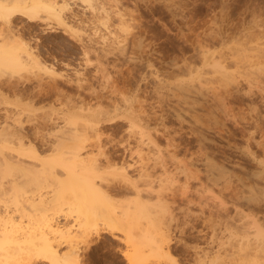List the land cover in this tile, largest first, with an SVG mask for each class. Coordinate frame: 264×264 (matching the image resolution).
Masks as SVG:
<instances>
[{"label": "rangeland", "instance_id": "obj_1", "mask_svg": "<svg viewBox=\"0 0 264 264\" xmlns=\"http://www.w3.org/2000/svg\"><path fill=\"white\" fill-rule=\"evenodd\" d=\"M66 1V24L43 15L0 20L1 45L17 36L42 65H54L53 72L0 69V125L6 113L23 111L22 134L39 161L61 136L56 130L83 131L81 154L99 149L97 164L110 184L125 187L117 175L124 166L141 189V205L128 188L115 198L121 210L132 211L128 227L137 241L131 245L122 230L105 231L97 221L86 242L72 240L81 252L77 264H128L135 245L145 264H204L202 256L217 255L213 264H235L237 256L225 258L235 248L231 233L258 227V233L248 229L250 247L242 242L248 251L264 237V0H93V9ZM53 187L41 189L46 200ZM38 208L22 209L17 193L0 194V224L11 217L16 230L34 229ZM75 208L62 203L48 213L72 227ZM142 230L150 240L165 235V253L148 254V245L139 243ZM61 240L56 250L65 254L69 244ZM9 253L0 248V264H50L32 250Z\"/></svg>", "mask_w": 264, "mask_h": 264}, {"label": "bare ground", "instance_id": "obj_2", "mask_svg": "<svg viewBox=\"0 0 264 264\" xmlns=\"http://www.w3.org/2000/svg\"><path fill=\"white\" fill-rule=\"evenodd\" d=\"M80 1L85 3L88 6V8L93 9L91 5V2L93 0H80ZM68 10H70V8L66 0H0V20L6 19V22L9 21V19H11L10 17H13V16H16V17L26 16L28 19L31 20L32 18L43 15L45 19L51 18L58 23L66 24L65 22L66 19L64 18L63 15ZM104 15L105 17L107 16L106 13ZM18 36H19L18 38H20V35ZM22 40L17 39V36L15 39V36H14L10 38L11 43L9 45L0 44V69L3 68V69H11V70H22V69H27L28 67H38L41 70L53 72L52 66L54 65L52 66L42 65L41 63L42 61H40L39 60L40 58L36 56L37 52L33 51L34 48H31L29 44L25 43L26 41L22 42ZM7 41H8V38L6 39V42ZM220 62H222V60H220L219 63ZM225 74L226 72H224V75ZM226 75H228V73ZM57 80L58 79H56V81ZM7 83L5 81L4 85ZM54 84L55 83H53V85ZM56 84L54 86H57ZM15 86H16V83H15ZM54 88L55 87H53V89ZM50 89H51V86H50ZM52 91L56 92V90H52ZM15 94L13 93V95ZM17 99H19V96ZM26 101H27V98H26ZM31 103H32V100H31ZM16 111L17 113H15L14 115L12 114V116L13 117L16 116V118H13L11 117V115L6 113L3 117L4 118V120L2 121L3 125H0V194H5L8 192L17 193V195L20 197V205L22 209H26V206L30 204H34V203L38 204L39 205V208H38L39 217L37 219V222H38L37 226L34 229L32 228L31 230L26 227L27 230L24 229L25 231L16 230L17 228L13 224L12 218L4 217V219L2 220V224H0V248L2 246H6V253H9L10 249H13V250L17 249L18 251H24V252H29L32 250L36 255H41L43 258L48 260L50 264H77L78 258L80 257L78 254H80L81 252L78 253V249H77L78 244L75 242L76 240L75 241H72V240L74 237L76 238V236H77V240H79L78 237L79 238L81 237L82 238V239L80 238L81 240L89 239L92 230L95 229V225L97 224V221L102 222V224L105 226V231L106 229L109 231L122 230V232H124L123 234H125L124 236H125L126 242H130V244L132 243L131 245H133L134 244L133 242L137 240L133 241L134 237L131 234L132 232L129 230L130 228L128 227V225H130L132 221L133 213H131L132 212L131 211L130 214H128V212L130 211L128 207L125 208V210H128V211H125L123 209L121 210V204H122L121 201H118L115 199L118 197V195L125 192L124 190H122V188L124 189L128 188L129 189L128 192H130L134 196V200H135L134 202L140 205L142 204L139 201L141 189L140 188L138 189L136 187V184L127 177V174L125 171L126 167L124 166L120 167V171L117 172V175L119 176V178L123 180V182L125 183V185L123 184L125 187L121 185L110 184L111 182L105 177V174L107 171L104 170L105 169L104 167L100 168L99 164H97L96 154L99 152V149L95 155L87 153L84 156L83 153L81 154V151L83 149L85 150L86 148L82 144L84 143V139H86L85 135H81L83 131L73 132V130L69 129V131L67 130L68 131L67 132L63 128H62V131L59 128L60 132L56 130L59 133V135L57 133L56 134L57 136L56 135L54 136H56L57 138L58 136L61 135L57 139L55 138L56 140L50 137L51 139H54L55 142H51V143L49 142L50 145L48 146L46 145L47 142L46 144L44 143V145L48 147V151H50L51 154H49V156H46L44 158H40V161H39L37 159L39 157L38 153L35 150L36 147H33V145L31 144L32 142L29 141L30 139L29 140L28 138L26 139V136H25L26 134L25 135L22 134V130L24 129L21 130L22 121L19 120V115L23 111L21 110L19 111L16 110ZM96 113L97 112H95V114ZM27 114L25 118L30 117V115L28 117ZM45 114H47V112ZM54 116H53V119H54ZM81 116L84 120L88 118L83 115ZM7 119H9V121L12 120L13 123H16V125L18 124L20 127L17 128L15 126L10 125L11 123L10 122L8 123ZM26 120L27 119H25V122ZM68 120L69 119L66 118V123ZM94 120L97 122L98 121L97 117ZM74 123H76V120ZM0 124H2L1 121H0ZM78 132H81L79 133L80 135L77 134ZM40 134H41V131H40ZM46 136L48 137L49 135H46ZM95 139H97V141L99 139V135H97V133H96ZM69 141H71V144L70 143L66 144V142H69ZM100 153L101 152H99L98 154ZM86 155H89V156H86ZM6 175H12V178L5 181L4 180L5 178L3 177H5ZM95 179L99 180L98 181L99 184L95 182ZM2 180H4L5 182ZM52 186L57 187V190L54 193L52 191V195L54 194L53 197H51L49 200H46V198L44 197V195L46 194H44L43 193L44 191L42 192L41 189H44V188L47 189L48 187L52 188ZM32 190H35L38 192L36 197H34L35 194H33ZM62 203H67L68 205L73 204V206L76 207L75 209H76V212L78 213V216L75 218V221H74L75 223L72 226L74 227L73 230H72V227L65 226V224L64 225L59 224L56 217H53L52 215L48 213V211L52 207H57ZM4 208H7V207H4ZM6 210L3 209L4 213L8 215L9 212L8 211L5 212ZM246 223L247 222L245 221V223H243L242 225ZM239 225L241 228V224ZM250 226L251 224L249 226L246 225L241 228L242 231H240L239 229H238L239 231H237L236 229V232L234 233V235L232 233L230 234V236H232L231 239H233L237 243L238 246L236 245L235 242H233L235 243V244L232 243L233 245H235V248L232 247L230 243L233 240L230 239L231 240L229 241L230 246L228 247H232L235 250L233 251L232 249V252L230 253V255L228 254L229 256H227L225 254H227V252L229 253L230 251H227L225 249L227 252L224 254V256H227L225 258H229L231 256L232 258L231 257L230 258L232 259V261H233V258L237 256V258L234 259L235 264H264V237L263 239L262 237H260L261 239L258 240V242H256L254 247L249 248L250 249L249 251L246 250L245 248L248 245L247 235L251 232L248 230L252 227ZM125 227L128 229L125 230L124 229ZM253 227L255 229L254 231L258 233L259 231L258 227H255V226ZM74 230H75L74 232L75 234H72ZM71 234L72 236H70ZM139 237L141 239L139 240V243L142 241H143L142 243L144 242L146 243L144 244V248H146V245L149 246V247L147 246V248H149L148 254L149 252L150 253L153 252L155 254H158L159 252L160 253L164 252L163 251L164 246H167L166 242H168L165 235L161 236V238H159L160 236H158L159 239L156 237V239L154 238L150 240L149 238L151 237L147 235L146 230H142L141 236ZM63 238L69 241L68 243V241L65 240L67 245L69 244V246H67V248L69 247V249L66 250V253L64 251L65 254H58L57 252L58 250H56V247L58 246L56 245L63 244L64 241L61 240ZM59 240H60V244L59 243L57 244ZM242 242L244 243V245H246L245 247H243L244 245H242L243 244ZM221 245L222 244H220V246ZM8 248L9 250H7ZM135 248L137 250L134 254H129L128 256H126L127 263L128 264H145V260H147V258L143 257L141 250L139 251L140 246L138 245V247H136L135 245ZM166 256H168L167 249H166ZM217 256L209 257L208 260L206 261H205L206 256L204 257L202 256L200 259L203 258V260L201 261L202 262L204 261V264H213V261L218 258ZM27 264H33V262L32 261L27 262ZM229 264H233V263L230 262Z\"/></svg>", "mask_w": 264, "mask_h": 264}]
</instances>
